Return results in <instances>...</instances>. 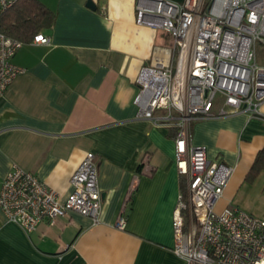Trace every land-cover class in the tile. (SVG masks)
Here are the masks:
<instances>
[{"label":"crops","instance_id":"0c3cea01","mask_svg":"<svg viewBox=\"0 0 264 264\" xmlns=\"http://www.w3.org/2000/svg\"><path fill=\"white\" fill-rule=\"evenodd\" d=\"M39 1L54 13L40 31L50 41H24L11 57L23 70L0 95V187L17 164L64 200L70 175L92 151L100 221L71 210L27 233L0 209V264H183L171 223L185 187L176 127L139 117L135 102L140 67L173 62L171 37L135 21L136 0H91L94 8L87 0ZM189 141L233 166L218 209L264 215V202L247 200L264 190V170L246 179L264 147V101L255 113L194 119Z\"/></svg>","mask_w":264,"mask_h":264},{"label":"built area","instance_id":"2783aa9c","mask_svg":"<svg viewBox=\"0 0 264 264\" xmlns=\"http://www.w3.org/2000/svg\"><path fill=\"white\" fill-rule=\"evenodd\" d=\"M18 0H0V16ZM135 21L168 34L173 62L142 65L138 116L173 125L175 164L185 179L172 212L173 251L183 264H264V217L236 205L218 209L233 166L189 141L196 118L258 112L264 101V0H136ZM33 42L48 43L38 32ZM24 41L0 31V95L23 70L11 57ZM92 151L69 177L64 200L33 172L13 164L1 182L0 209L27 233L68 211L100 221L101 191ZM125 226V217L116 221Z\"/></svg>","mask_w":264,"mask_h":264},{"label":"trees","instance_id":"16d2710c","mask_svg":"<svg viewBox=\"0 0 264 264\" xmlns=\"http://www.w3.org/2000/svg\"><path fill=\"white\" fill-rule=\"evenodd\" d=\"M54 13L39 0H18L0 16V31L22 41L51 26ZM264 170V147L258 150L246 179H254Z\"/></svg>","mask_w":264,"mask_h":264},{"label":"rangeland","instance_id":"374dc122","mask_svg":"<svg viewBox=\"0 0 264 264\" xmlns=\"http://www.w3.org/2000/svg\"><path fill=\"white\" fill-rule=\"evenodd\" d=\"M258 59L259 61H261L262 59H264V48L262 47H258ZM258 194L254 193V194H250L249 197L247 198V200L250 201V203L252 204H257V203H262L264 202V195H262V193H264V190H260L257 191ZM254 214L260 217H264V215H260L262 213H259V211H254Z\"/></svg>","mask_w":264,"mask_h":264},{"label":"water","instance_id":"95a60500","mask_svg":"<svg viewBox=\"0 0 264 264\" xmlns=\"http://www.w3.org/2000/svg\"><path fill=\"white\" fill-rule=\"evenodd\" d=\"M87 5L90 7L94 8L95 6L93 5V2L91 0H87Z\"/></svg>","mask_w":264,"mask_h":264}]
</instances>
